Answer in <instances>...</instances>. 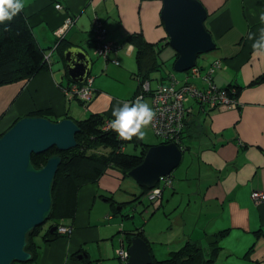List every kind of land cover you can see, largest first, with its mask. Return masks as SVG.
Here are the masks:
<instances>
[{
	"label": "crops",
	"instance_id": "crops-1",
	"mask_svg": "<svg viewBox=\"0 0 264 264\" xmlns=\"http://www.w3.org/2000/svg\"><path fill=\"white\" fill-rule=\"evenodd\" d=\"M200 2L207 10L204 25L216 44L204 66L213 58H220V65L211 74L212 81L216 86L241 85L242 89L238 108L222 106L205 111L194 99L188 100L191 110L186 119H194L196 124L187 152L191 153L190 162L177 179L171 174V187L165 189L168 193L163 191L157 208L162 209L158 215L165 216L168 224L159 229L147 228L148 220L141 222L136 213L142 206L143 210L147 209L148 203L146 206L138 201L128 202L140 192V187L131 181L133 179L107 168L96 183L82 185L78 190L77 204L87 206V210L77 209L73 217L63 219L61 223L71 225V231L49 242L36 236V259L12 264H85L84 257L91 260L90 264H103L108 258H116L119 245L125 242L124 231L134 228L143 229L151 252L158 260L187 240L197 241L207 255V237L228 229L214 261L209 264H264V200L253 203L250 198L252 190L264 191V82L248 85L264 73V55H257L252 48L253 41L247 38L248 33H255L258 39L259 30L264 28L260 19L264 14V0ZM56 3L61 7H55ZM97 3L92 0H26L23 12L30 16L31 25L43 24L47 31L42 37L35 38L39 46L44 47L43 43L47 45L45 47L51 46L50 63L29 79L0 86V115H4L0 130H5L16 117L39 107L51 106L59 117L65 111V105L72 101L80 108L77 115L68 110L65 112L72 119L84 118L82 115H88L89 111H99L114 120L112 110L132 99L139 79L135 62L131 60L134 59L133 47L122 39L127 34L140 33L148 42L165 43L168 36L160 16L162 0H105L104 5ZM66 16H72L73 21L58 36L57 29ZM94 18L107 29L103 39L114 44L107 59L89 54L96 40L91 31ZM63 38L67 41V47L61 53L64 59L55 47ZM168 48L163 52L170 53L169 57L174 59V49ZM70 51L84 54L92 61L89 74L93 77L94 95L86 106L77 99L68 100L60 90V86L72 82L65 75ZM161 54L162 51L159 60ZM93 68L94 73H91ZM169 75V72L165 75L161 72L158 78H153L154 85L166 83L164 79H169ZM198 83L200 85L201 81ZM147 102L151 107L150 101ZM99 189L104 192L97 193ZM106 194L123 202L121 212L112 216L110 200L105 196L109 209H106L107 215L103 212V218H117L100 226L91 224L88 207L96 196ZM155 210L149 211L153 214ZM124 219L130 220V224ZM256 231L258 236L254 233ZM114 232L118 246L108 248L113 245L110 237ZM88 242L90 245L86 244ZM253 243L254 249L246 254ZM91 245L97 251L91 252L88 249ZM158 247L161 249L157 256Z\"/></svg>",
	"mask_w": 264,
	"mask_h": 264
},
{
	"label": "trees",
	"instance_id": "trees-1",
	"mask_svg": "<svg viewBox=\"0 0 264 264\" xmlns=\"http://www.w3.org/2000/svg\"><path fill=\"white\" fill-rule=\"evenodd\" d=\"M205 19H207V17ZM5 28L8 29L6 32L4 31ZM31 28L32 26L27 20V15L23 11L17 14L11 21H5L3 24H0V86L29 79L43 70L46 66L44 60L45 48L38 45ZM122 40L124 43L133 47L135 73L139 79L138 88L135 93V95H137L142 91V83L152 79L150 76L151 73L160 67L158 55L166 45H169L168 39L165 43L161 44L159 42L151 43L146 41L140 33H130ZM55 47H58L60 56L64 59L61 53L67 47V41L64 38L59 39ZM177 56L178 54L175 51L173 62ZM65 75L68 80L72 81L67 71H65ZM262 82H264V73L256 76L248 85H256ZM156 87V85H150L148 91L143 92L144 95H152ZM225 87H227L225 89L230 97H239L242 89L241 85L230 84ZM144 100L147 101L148 98ZM201 109L205 111L213 110V108H206L204 105L201 106ZM23 115L43 116L56 121V116L50 106L36 108ZM64 117L71 116L65 113ZM18 118L19 117H16L14 121ZM104 119H106L105 115L99 111H91L85 118H73L79 127V131L75 133L76 143L74 146L59 150L55 145H52L42 152L31 153V162L35 167L44 165L48 157L53 154H59L60 156V162L51 184L52 201L49 216L42 224L35 226L26 234L24 249L31 253V260H35L37 257L38 243L35 237L40 236L44 242L52 241L59 235L56 232V228L51 231L50 229L59 224L58 220L60 218L73 217L77 209V192L82 185L96 183L107 168L115 169L120 172L123 177H126L127 171L140 164L146 150L151 145H154L144 142L142 139H138L135 136H133L131 140H122L119 138L118 134L110 128L103 129ZM193 121L194 119L185 120V126L180 132V139L176 143L182 150V156L185 151L188 152L190 148V138L195 134L194 128L196 124H194ZM10 126L11 124L5 130ZM3 132H1L0 135H2ZM128 142H134V146L140 149L139 153H127L124 150V146ZM167 142L169 141L161 140L157 144ZM101 148L106 149V151H102ZM139 187L140 192L135 194L128 202L141 201L142 196L149 190L146 186ZM108 198L113 214H120L123 202H118L111 197ZM46 222H48L49 225L47 229L44 230L43 225ZM62 224L64 225V223ZM65 225L70 226L69 224ZM227 232L228 229H223L207 237L209 250L207 255L204 252V247L197 241L187 240L182 246L176 250L170 251L168 255L161 260L156 259L151 252L150 243L142 228L124 231V241L128 246L130 244V237L134 234L145 240L152 257L150 264H209L214 261L221 247V240L225 237ZM254 233H256V235L259 234L258 231ZM254 244L255 243L248 248L246 254H249L254 249ZM76 255L78 254L76 253ZM82 260L85 264L91 263L88 257L87 259L84 257Z\"/></svg>",
	"mask_w": 264,
	"mask_h": 264
},
{
	"label": "water",
	"instance_id": "water-1",
	"mask_svg": "<svg viewBox=\"0 0 264 264\" xmlns=\"http://www.w3.org/2000/svg\"><path fill=\"white\" fill-rule=\"evenodd\" d=\"M160 16L168 36V44L177 52L174 71H186L197 56L215 48L204 20L207 10L200 0H162ZM67 73L75 82H82L90 73L92 61L79 52H69ZM76 122L69 117L50 120L43 116L19 117L0 136V264L31 260L24 249L26 234L42 224L51 209V184L60 162L59 154L48 157L41 167L31 162V153L50 146L64 150L75 145ZM182 150L174 142L151 145L140 164L126 177L139 186L152 188L161 177L178 166ZM55 227H52L53 230ZM127 264H150L148 244L138 235L130 237Z\"/></svg>",
	"mask_w": 264,
	"mask_h": 264
},
{
	"label": "built area",
	"instance_id": "built-area-1",
	"mask_svg": "<svg viewBox=\"0 0 264 264\" xmlns=\"http://www.w3.org/2000/svg\"><path fill=\"white\" fill-rule=\"evenodd\" d=\"M55 7H61L59 3L55 4ZM73 21L72 16H66L63 23L57 29L58 36L64 32ZM107 29L103 26V23L99 19L94 18L91 22V31L95 36L93 52L100 57L105 58L110 52L114 44L111 41H105L103 37L106 34ZM49 58V52L44 54V60ZM117 62V61H115ZM220 65V60L214 58L210 64L205 68V72L201 74V71L197 65H194L187 70L185 79L182 83L172 81L166 84L157 85L156 89L150 95L151 107L155 110L156 115L151 123V127L156 135L161 137L162 140H168L169 142L177 143L180 139V132L184 128L185 120L190 112L191 108L187 104V100L194 99L195 103L204 105L208 108L218 109L222 106L236 107L238 101L236 98L228 95L225 87L216 86L211 79L212 72ZM190 76L198 78L201 84H195L190 81ZM92 78L88 77L85 83H70L65 86H61V90L67 99H71L75 96L89 100L91 97L90 82ZM142 90L148 91L149 83L144 81L141 85ZM77 98V97H76ZM79 98V99H82ZM110 121L105 120L103 129L109 128ZM171 178L169 175L161 177L153 188L147 193V198L154 206L158 205L164 188L171 187ZM250 198L253 203H259L264 200V191L253 190L250 193ZM57 226V230L60 231L70 230V227ZM117 254L123 264H127V249L126 246L121 245Z\"/></svg>",
	"mask_w": 264,
	"mask_h": 264
},
{
	"label": "rangeland",
	"instance_id": "rangeland-1",
	"mask_svg": "<svg viewBox=\"0 0 264 264\" xmlns=\"http://www.w3.org/2000/svg\"><path fill=\"white\" fill-rule=\"evenodd\" d=\"M96 2H101V5H104V3H105V0H100V1H98V0H92V3H96ZM97 3V4H98ZM27 20H28V22L30 23V16H27ZM110 22H112V21H110ZM30 25H31V23H30ZM32 26V32H33V34H34V36H39V37H42L43 35H44V31H46L45 30V28H44V25L43 24H38V25H31ZM107 26V28H108V30H110V25H106ZM47 32V31H46ZM44 44V48H45V52H49V50H50V47L51 46H48V47H45V46H47V45H45V43H43ZM48 45H50V44H48ZM168 46L169 45H166L165 47H164V49L163 50H168V49H170V48H168ZM170 47V46H169ZM163 50H162V57H160V60L158 61L159 63H160V67H158L154 72H152L151 73V78L152 79H149V81H150V83H151V85H154L155 84V81L153 80V78H158L159 77V74L162 72V74L163 75H165L166 73H168L169 72V74L170 75H173L174 76V78L178 81V83H182L183 82V80L185 79V76H186V72L185 71H180V72H178V71H174L173 70V59L172 58H170L169 57V54L170 53H168V52H163ZM211 53V51L210 52H207V53H202V54H200L198 57H197V59H196V62H197V66L199 67V68H201V65L203 66V68H201L200 69V71H201V74H203L204 72H205V67H204V65H205V62H207L208 61V59H209V55H211L210 54ZM89 54L91 55V56H93V53H92V50L90 49L89 50ZM164 59V61H162ZM220 61H221V59L220 58H218ZM131 60L134 62V59L133 58H131ZM93 70H94V68L92 69V71H91V73H94L93 72ZM154 76V77H153ZM87 78H88V75L84 78V80L82 81V82H79V84H83V83H85V81L87 80ZM164 80H166V81H164ZM163 81L164 82H168V79H164ZM190 81H192V82H194L195 84H199L198 82H199V79L198 78H195V77H191L190 76ZM125 87V83H123V85H122V88H124ZM143 92H146V91H144V90H142L141 92H139L137 95H134L133 97H132V99H131V102H133V101H135L136 100V98L137 97H144V96H146V95H144V93ZM77 97V98H76ZM73 98H75V99H77L79 102H80V104L81 105H83V106H86V104H87V99H85V98H82V97H79V96H75V97H73ZM79 98H82V99H79ZM69 100V99H68ZM148 100H149V98H148ZM150 101V100H149ZM130 102V103H131ZM187 102V104L189 103V101L187 100L186 101ZM67 105L68 106H66L65 105V111L63 112V114L62 115H60L59 117L58 116H56V117H58L57 119H60L62 116H64V113L68 110V112L71 114V112L73 113V115H77V114H79L78 112L80 111V108H78L76 105V102L75 101H72V102H70V103H67ZM51 107V106H50ZM52 108V107H51ZM53 109V108H52ZM54 110V109H53ZM30 111H32V110H29L28 112H30ZM27 112V113H28ZM90 112V111H89ZM87 114H85V115H82V116H84V118H85V116H86ZM22 116H24V115H22ZM22 116H20V117H22ZM3 117H4V115H0V121L3 119ZM87 117V116H86ZM105 120H109L110 122L112 121V118H110V117H106V119H104V121ZM14 120H12L11 121V125L15 122H13ZM13 122V123H12ZM5 132V130L4 129H1L0 130V133L1 132ZM144 131H145V136H144V138L142 139L144 142H148V143H152V144H157L159 141H161L162 139H161V137H159L158 135H156L155 133H154V131H153V129H152V127L149 125L146 129H144ZM3 132V133H4ZM2 133V134H3ZM1 136V135H0ZM190 140L191 141H193L191 138H190ZM190 141V142H191ZM101 150L102 151H106V149H103V148H101ZM139 147H135L134 146V142H128V143H126V152L127 153H133V154H137V153H139ZM190 156H191V153H187V151H185L184 153H183V159H181L182 161H180V163L178 164V166L176 167V168H174L171 172H170V174H172V176H173V178H175V179H177L178 178V175L179 174H183L184 172H185V170H186V168H187V165H188V163L190 162ZM129 179H132V178H129ZM131 181H134V180H131ZM179 181V180H178ZM135 182V181H134ZM180 182V181H179ZM136 183V182H135ZM181 183V182H180ZM182 184V183H181ZM138 185V184H137ZM166 189V188H165ZM164 189V190H165ZM149 191V190H148ZM148 191L146 192V194L144 195V196H142V199H141V201H139L138 203L139 204H144V205H146L147 203H148V206L149 207H147V209L145 208L144 210H143V207L144 206H142V207H140V209H139V212H137L136 214L138 215V217H140V219H141V222H144L145 220H148V222H147V224H146V227L147 228H150V229H159V228H161L162 226H166L167 224H168V220L166 219V217L165 216H163L162 214H159L158 215V213H160L161 211H162V209H157V210H155L158 206H159V204H160V200H161V198L162 197H160V199H159V203H158V205H156V206H154V204L150 201V200H148V198H147V193H148ZM165 191H167V190H165ZM99 192H104V191H102V190H100L99 189V191L97 192V193H99ZM166 193H168V191L166 192ZM108 195L109 194H106V195H104V196H96L95 197V201L94 202H92L91 203V205L88 207V211L90 212V220H91V224H97V225H99L100 226V224H105V223H111L113 220H115L117 217H114L113 218V220H111V219H108V218H103L104 217V215H103V212L104 213H106V215H107V212H108V210H106L107 208L109 209V206H108V202H106V201H104L105 200V196H107V198H108ZM165 197H166V195H165ZM106 198V199H107ZM109 201V200H108ZM164 201H165V198H164ZM109 204H110V201H109ZM147 206V205H146ZM110 208H111V204H110ZM77 209H79L80 211H82V212H84V211H86L87 210V206H84V207H82L80 204H79V202H78V204H77ZM76 209V210H77ZM150 209H152L153 211L155 210V212L153 213V214H151L152 212L151 211H149ZM104 210H106V211H104ZM121 212V211H120ZM76 213V212H75ZM111 214H112V216H116L117 214H119V213H117V214H113V212H112V210H111ZM105 215V216H106ZM131 215V214H130ZM129 215V216H130ZM122 216H124V218L126 217V215H122ZM103 218V219H102ZM63 219L64 218H60L59 220H58V223L59 224H57V226H59L60 225V228L61 227H65V228H67L66 226H65V224L63 225L61 222H63ZM124 221H125V223H129L130 224V220H128V219H124ZM49 225V223L48 222H46L43 226H44V230H46L47 229V226ZM70 227V230L68 231V230H65V231H60V229H58V230H56V232L58 233V235H63V234H68L70 231H71V225L69 226ZM117 235L115 234V232L111 235V239L110 240H112V243H113V245H109L108 246V248H110V247H115V248H117V246H118V238L116 237ZM87 245H90V243L88 242V243H86ZM122 245V243L119 245V246H121ZM125 246V245H124ZM91 252H93L95 249H96V251H97V248L95 247V246H92L91 245V247L90 248H88ZM160 249L161 248H157L156 249V253H157V256L158 255H160L158 252L160 251ZM117 253V252H116ZM84 255V254H83ZM86 255V254H85ZM87 256V255H86ZM86 259H87V257H86ZM103 264H123L122 263V261L120 260V258H119V256H118V254L116 255V258H108L107 260H105L104 261V263Z\"/></svg>",
	"mask_w": 264,
	"mask_h": 264
},
{
	"label": "clouds",
	"instance_id": "clouds-1",
	"mask_svg": "<svg viewBox=\"0 0 264 264\" xmlns=\"http://www.w3.org/2000/svg\"><path fill=\"white\" fill-rule=\"evenodd\" d=\"M25 6H26V0H0V24H3L5 21H11L17 14L23 11ZM260 19H261V22H264V14L260 16ZM7 30H8L7 28L4 29L5 32ZM259 33H260V36L258 39L255 38V33H248L247 38L253 41V44H252L253 51L257 55H264V28H261L259 30ZM51 52L52 50L50 49L49 58L45 59L46 65L50 63ZM45 53L47 54L48 52H45ZM93 54L96 55L94 52ZM97 57H100V56H97ZM107 57L108 55L105 58L103 57L102 58L107 59ZM195 65H197V63H195ZM208 65L204 67L206 68ZM201 68H203L202 65H201ZM185 72H187V70ZM88 77H91L93 80V77L90 74H88ZM92 80L90 82V87H91ZM172 81H177V80L174 78L173 75H169L168 82L166 83H170ZM147 82L149 83V87H150V82L149 81ZM71 83L79 84V82H75V81H72ZM166 83H163V84H166ZM159 84H162V83H159ZM60 90H61V86H60ZM93 95H94V91L91 87V97L87 101V104L92 100ZM144 97L150 99V96H144ZM236 99L238 101V98ZM130 102H131V99L124 102L122 106L118 105L112 110V115L115 117V119L114 120L112 119V121L109 124V128L112 131L116 132L119 138H121L122 140H131L133 136L137 137L138 139H143L145 136L144 129H146L149 125H151L152 121L155 118L156 112L152 107H150L149 103L145 101L143 97H137L135 101L131 103ZM150 104H151V101H150ZM238 107H239V101H238V105L234 108H238ZM168 175H170V178H171V174L169 173ZM156 184L158 183H155V185ZM161 197H162V194H161ZM55 228L57 230V225L55 226ZM122 245H125L127 249L128 246L126 245L125 242H123Z\"/></svg>",
	"mask_w": 264,
	"mask_h": 264
},
{
	"label": "bare ground",
	"instance_id": "bare-ground-1",
	"mask_svg": "<svg viewBox=\"0 0 264 264\" xmlns=\"http://www.w3.org/2000/svg\"><path fill=\"white\" fill-rule=\"evenodd\" d=\"M107 31V30H106ZM225 88H227V87H225ZM231 107V106H230ZM253 191V190H252ZM259 191H261V190H259ZM251 193V192H250Z\"/></svg>",
	"mask_w": 264,
	"mask_h": 264
}]
</instances>
